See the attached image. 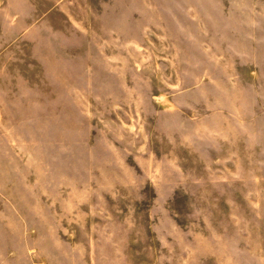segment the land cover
<instances>
[{
  "label": "rangeland",
  "instance_id": "374dc122",
  "mask_svg": "<svg viewBox=\"0 0 264 264\" xmlns=\"http://www.w3.org/2000/svg\"><path fill=\"white\" fill-rule=\"evenodd\" d=\"M0 264H264V0H0Z\"/></svg>",
  "mask_w": 264,
  "mask_h": 264
}]
</instances>
